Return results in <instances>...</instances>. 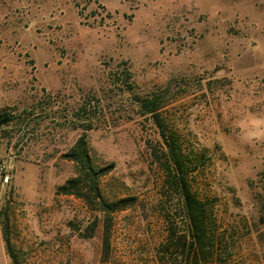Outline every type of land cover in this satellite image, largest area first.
I'll return each instance as SVG.
<instances>
[{
    "label": "rangeland",
    "instance_id": "1",
    "mask_svg": "<svg viewBox=\"0 0 264 264\" xmlns=\"http://www.w3.org/2000/svg\"><path fill=\"white\" fill-rule=\"evenodd\" d=\"M148 95L184 153L205 154L188 180L225 264H264V0H0V111L23 121L0 133V264H15L2 221L17 264L178 263L161 250L184 224ZM80 135L112 165L102 198L126 209L55 195Z\"/></svg>",
    "mask_w": 264,
    "mask_h": 264
},
{
    "label": "trees",
    "instance_id": "2",
    "mask_svg": "<svg viewBox=\"0 0 264 264\" xmlns=\"http://www.w3.org/2000/svg\"><path fill=\"white\" fill-rule=\"evenodd\" d=\"M136 102L141 113L150 116L160 135L164 158L162 170L165 174L166 187L170 192H174L177 197L178 210L184 224V231L178 236L172 230L169 231V243L163 245L161 250L163 252L169 251L178 260L177 264H225L223 254L227 250V246L223 237L216 236L215 230L212 229L210 206L196 196L191 190L188 180L189 172L196 170L192 164H202L205 154H197L192 151L184 153L180 139L175 133L169 131L159 118L158 111L161 106L155 96L148 95L144 98H136ZM80 111H83L82 106L76 110L75 116H78ZM19 120L21 117L10 110L0 111V133L5 132L10 124L19 126L23 122ZM80 124L79 129L82 131L92 129V125ZM61 156L73 163L75 175L56 187V196L76 197L89 208L95 206L105 215L122 211L131 205L128 198L110 203L102 198L99 181L112 170V165L100 168L93 164L84 135H80L72 147ZM5 228L6 224L2 221V235L7 253L13 263L17 264V260L10 249ZM102 249L103 253L107 250L106 239L103 241ZM161 263L169 264L166 261H161Z\"/></svg>",
    "mask_w": 264,
    "mask_h": 264
},
{
    "label": "built area",
    "instance_id": "3",
    "mask_svg": "<svg viewBox=\"0 0 264 264\" xmlns=\"http://www.w3.org/2000/svg\"><path fill=\"white\" fill-rule=\"evenodd\" d=\"M9 182V177L0 168V187L6 186Z\"/></svg>",
    "mask_w": 264,
    "mask_h": 264
}]
</instances>
